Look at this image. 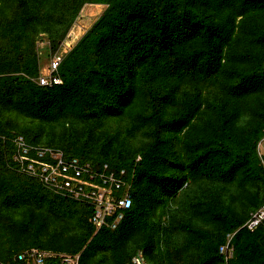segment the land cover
Masks as SVG:
<instances>
[{
    "label": "trees",
    "instance_id": "16d2710c",
    "mask_svg": "<svg viewBox=\"0 0 264 264\" xmlns=\"http://www.w3.org/2000/svg\"><path fill=\"white\" fill-rule=\"evenodd\" d=\"M100 8L93 17L91 9ZM46 41L41 50L39 43ZM58 53L60 85L40 86ZM133 175L117 229L18 170L14 139ZM264 0H0V264H264Z\"/></svg>",
    "mask_w": 264,
    "mask_h": 264
},
{
    "label": "built area",
    "instance_id": "2783aa9c",
    "mask_svg": "<svg viewBox=\"0 0 264 264\" xmlns=\"http://www.w3.org/2000/svg\"><path fill=\"white\" fill-rule=\"evenodd\" d=\"M46 46V45H44ZM62 54L53 55L42 66L36 82L40 86H55L61 84L56 75L62 61ZM258 145V155L262 159L264 153ZM16 154L13 158L18 170L31 177L37 178L49 189L58 191L74 201L89 203L93 206V213L89 222L96 230L107 227L115 230L123 222L132 205L131 185L133 175H128L126 169L118 171L103 163L100 171H94L89 164H82L77 159H66L58 150L28 145L22 136L14 139ZM264 222L263 206L250 213L248 220L242 227L249 231L255 230ZM234 233L225 234V242L219 247V254L223 255L225 263L233 258L234 247L231 243ZM38 250L32 249L17 256V260L30 261L33 264H43L46 256ZM60 264H78L79 257L69 254L55 255ZM132 264H148L141 251L132 258Z\"/></svg>",
    "mask_w": 264,
    "mask_h": 264
},
{
    "label": "rangeland",
    "instance_id": "374dc122",
    "mask_svg": "<svg viewBox=\"0 0 264 264\" xmlns=\"http://www.w3.org/2000/svg\"><path fill=\"white\" fill-rule=\"evenodd\" d=\"M100 12V8H94L90 10V13L86 14V17H93L96 16L98 13ZM46 41L43 40L39 43V46L41 48V50H43L44 45H46ZM260 150L264 153V142H262L261 146H260Z\"/></svg>",
    "mask_w": 264,
    "mask_h": 264
}]
</instances>
